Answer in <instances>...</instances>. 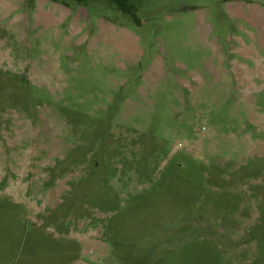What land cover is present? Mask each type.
Wrapping results in <instances>:
<instances>
[{
  "label": "rangeland",
  "instance_id": "374dc122",
  "mask_svg": "<svg viewBox=\"0 0 264 264\" xmlns=\"http://www.w3.org/2000/svg\"><path fill=\"white\" fill-rule=\"evenodd\" d=\"M129 4L0 0V264H264V0Z\"/></svg>",
  "mask_w": 264,
  "mask_h": 264
},
{
  "label": "trees",
  "instance_id": "16d2710c",
  "mask_svg": "<svg viewBox=\"0 0 264 264\" xmlns=\"http://www.w3.org/2000/svg\"><path fill=\"white\" fill-rule=\"evenodd\" d=\"M77 1H81V0H77ZM110 1L114 2L121 11L128 12L133 15L132 6L129 4V0H110Z\"/></svg>",
  "mask_w": 264,
  "mask_h": 264
},
{
  "label": "water",
  "instance_id": "95a60500",
  "mask_svg": "<svg viewBox=\"0 0 264 264\" xmlns=\"http://www.w3.org/2000/svg\"><path fill=\"white\" fill-rule=\"evenodd\" d=\"M190 7H184L183 10L189 9Z\"/></svg>",
  "mask_w": 264,
  "mask_h": 264
}]
</instances>
